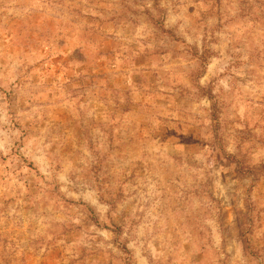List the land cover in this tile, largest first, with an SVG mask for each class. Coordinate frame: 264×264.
Here are the masks:
<instances>
[{"label": "rangeland", "instance_id": "rangeland-1", "mask_svg": "<svg viewBox=\"0 0 264 264\" xmlns=\"http://www.w3.org/2000/svg\"><path fill=\"white\" fill-rule=\"evenodd\" d=\"M0 264H264V0H0Z\"/></svg>", "mask_w": 264, "mask_h": 264}]
</instances>
